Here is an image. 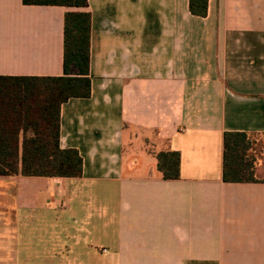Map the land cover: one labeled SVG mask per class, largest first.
I'll return each mask as SVG.
<instances>
[{
  "label": "crops",
  "instance_id": "0c3cea01",
  "mask_svg": "<svg viewBox=\"0 0 264 264\" xmlns=\"http://www.w3.org/2000/svg\"><path fill=\"white\" fill-rule=\"evenodd\" d=\"M189 5L89 0L92 95L61 110L83 175L0 176V264L34 262L18 248L37 215L43 264H264V182L223 177L225 133L264 137V0ZM69 11L0 0V77L63 76ZM127 134L179 152L181 178L126 167Z\"/></svg>",
  "mask_w": 264,
  "mask_h": 264
},
{
  "label": "trees",
  "instance_id": "16d2710c",
  "mask_svg": "<svg viewBox=\"0 0 264 264\" xmlns=\"http://www.w3.org/2000/svg\"><path fill=\"white\" fill-rule=\"evenodd\" d=\"M209 2L190 0L191 14L207 17ZM23 3L71 9L65 17L64 75L0 77V176L80 178L84 171L82 156L76 149L61 146V110L72 98L92 95L89 0H23ZM257 136L262 137L225 133V182H264L256 175ZM157 161L164 179L181 178L179 152L158 153Z\"/></svg>",
  "mask_w": 264,
  "mask_h": 264
},
{
  "label": "rangeland",
  "instance_id": "374dc122",
  "mask_svg": "<svg viewBox=\"0 0 264 264\" xmlns=\"http://www.w3.org/2000/svg\"><path fill=\"white\" fill-rule=\"evenodd\" d=\"M130 134L126 135L124 141L125 147V166L127 167L131 161L136 160L139 163V172L145 173L149 166L157 164V158L150 153V145L141 134L140 139L133 140L129 137ZM256 157H257V170L256 175L259 179H264V140L262 137H256ZM40 215L36 216L34 224L27 227L21 228L22 239L19 242V256L23 261L30 260L32 264H43V251L44 246L42 235L46 231L52 232V228L46 229L45 224L39 220ZM41 218V217H40ZM28 264V263H25Z\"/></svg>",
  "mask_w": 264,
  "mask_h": 264
}]
</instances>
